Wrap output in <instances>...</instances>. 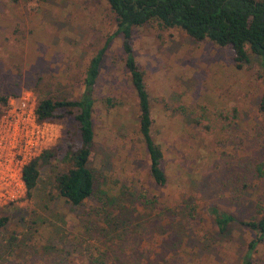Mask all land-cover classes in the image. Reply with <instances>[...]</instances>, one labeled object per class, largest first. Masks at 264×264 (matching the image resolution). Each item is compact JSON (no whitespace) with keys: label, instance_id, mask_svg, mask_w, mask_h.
I'll list each match as a JSON object with an SVG mask.
<instances>
[{"label":"rangeland","instance_id":"rangeland-1","mask_svg":"<svg viewBox=\"0 0 264 264\" xmlns=\"http://www.w3.org/2000/svg\"><path fill=\"white\" fill-rule=\"evenodd\" d=\"M114 32L104 0H0V94L74 100L89 58ZM131 52L149 100L163 186L149 176L121 39L104 51L93 91L92 196L71 206L42 167L27 199L0 201V264H240V225L264 199V62L236 68L229 48L178 29L134 28ZM110 100V104L106 102ZM65 129V122H50ZM60 137V136H59ZM59 139V138H58ZM233 217L215 228L209 209ZM100 260V261H101ZM264 264V245L252 255Z\"/></svg>","mask_w":264,"mask_h":264},{"label":"trees","instance_id":"trees-1","mask_svg":"<svg viewBox=\"0 0 264 264\" xmlns=\"http://www.w3.org/2000/svg\"><path fill=\"white\" fill-rule=\"evenodd\" d=\"M29 3L33 0H20ZM113 16L114 32L103 46L88 60L81 80L83 90L74 100H53L38 97L33 113L41 122H65L56 144L40 153L22 168L25 197L31 198L39 181L42 167L63 166L51 177V188L57 196L71 206H78L93 193V175L87 164L94 144L92 124L93 91L105 49L114 37L121 39L123 66L136 98L137 130L145 148L149 176L157 186H163L165 176L160 163L162 153L151 135L149 100L143 74L131 52V35L134 28L154 25L158 29H178L190 39L208 41L220 48H229L236 68L253 56L264 62V0H104ZM110 104V100L106 99ZM7 98L0 94V115L7 106ZM259 110L264 113V92ZM59 167V166H58ZM215 228L225 231L233 217L215 208L209 209ZM6 218H0V228ZM240 225L252 234L245 247L240 264H252V255L264 245V199L255 216ZM91 256V263L104 264L100 257ZM101 260V261H100Z\"/></svg>","mask_w":264,"mask_h":264},{"label":"built area","instance_id":"built-area-1","mask_svg":"<svg viewBox=\"0 0 264 264\" xmlns=\"http://www.w3.org/2000/svg\"><path fill=\"white\" fill-rule=\"evenodd\" d=\"M23 93L18 102L8 100L0 115V201L5 203L25 193L22 168L40 153L54 146L59 128L50 122L38 123L34 102Z\"/></svg>","mask_w":264,"mask_h":264}]
</instances>
